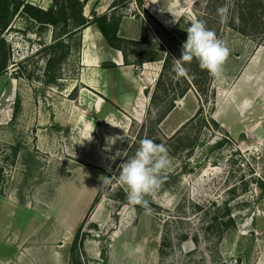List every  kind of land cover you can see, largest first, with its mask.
<instances>
[{
  "label": "rangeland",
  "instance_id": "rangeland-1",
  "mask_svg": "<svg viewBox=\"0 0 264 264\" xmlns=\"http://www.w3.org/2000/svg\"><path fill=\"white\" fill-rule=\"evenodd\" d=\"M25 1L46 9V2L50 6L48 0ZM112 2L88 0L84 14L89 16L94 9L97 14L121 16L118 35L123 38L138 39L144 26L156 42L161 40L170 47L172 37L184 44L193 18H205L208 25V0H141L142 8L131 0L111 11ZM87 34L91 47L97 34ZM1 36L7 50L0 74V118L7 115L11 122L0 136V196L14 191L15 184L17 195L54 198L52 187L59 176L80 171L61 182L51 212L62 210L60 216L77 218L91 193L86 179L100 181L94 198L97 202L90 205L78 226L83 242L99 241V249L107 252L106 258L95 256V263L264 264V47L258 45V39L220 29L217 37L230 49L224 74L212 79L213 96L203 104L202 114L179 129L194 115L199 99L190 90L156 124V110L148 112V103L160 63L133 66L134 78L146 89L137 95L138 107L122 109L110 101L115 92L112 87H97L96 73L82 78L87 69L81 64L82 30L64 40L70 49L64 60H58L61 49L53 50L55 60L48 68L50 26L16 14ZM92 49L89 54L99 60L97 69L109 63L102 61V46ZM96 81V90L81 83ZM145 138L164 144L172 161L161 188L146 197L160 207L150 212L130 204L119 181V165L134 156ZM50 166L52 169H46ZM105 177L111 180L105 182ZM45 182H51V187L39 186ZM34 183L38 188H30ZM97 203L104 206L98 215L99 222L105 223L102 225L89 219ZM213 214L233 220L219 243L215 227L202 233L203 219ZM19 220L25 221L23 212ZM47 233L48 225L38 237ZM181 233L196 234L198 246L190 239L181 240ZM165 234L171 245L161 259L158 251ZM78 256L81 264H89L83 243Z\"/></svg>",
  "mask_w": 264,
  "mask_h": 264
},
{
  "label": "trees",
  "instance_id": "trees-1",
  "mask_svg": "<svg viewBox=\"0 0 264 264\" xmlns=\"http://www.w3.org/2000/svg\"><path fill=\"white\" fill-rule=\"evenodd\" d=\"M88 0H51V4L47 9H42L25 0H0V36L9 26V20L16 14L26 15L35 23L45 27L52 28V43L49 49L52 50V56L47 61V68L51 66L55 60V52L57 48L61 49L58 60H64L69 52L67 43L64 42L70 35L77 33L84 28L94 25L102 35L107 46L113 50L119 51L122 55L123 65H132L140 67L145 63L158 62L160 70L153 89L150 91L148 112L152 109L156 110V124H160L166 116L175 108L176 102L186 96L193 90L199 99V107L194 115L186 121L179 129L186 127L198 116L202 114L203 104L209 102L213 96L211 83L213 77L206 70L199 66V62L193 59L191 63L184 66L188 69V75L177 79L173 71V58L179 59L182 54L183 43L172 37V46L166 47V44L159 40L156 42L153 35L147 28L142 26L141 34L138 39L123 38L118 35V26L121 16H116L114 12L97 14L92 9L90 15L84 14V7ZM131 0H113L110 9L114 11L117 6L126 5ZM142 8L141 0H134ZM229 5L230 17L227 23H221L217 14V9ZM149 15L146 10H143ZM208 25L207 28L213 30L216 35L220 29L228 28L243 36L258 39V45L264 47V0H208ZM204 20L205 18H198ZM206 22V21H205ZM7 45L4 38L0 37V74L4 71V63L6 62ZM133 57V58H131ZM5 61V62H4ZM103 68H112L116 65L112 62L104 64ZM148 94V90L145 92ZM210 121L216 122L210 118ZM179 129L173 134L176 135ZM15 153L13 156H15ZM2 169L0 168V180ZM259 188H263L262 184ZM263 191V189H262ZM97 202L94 199L92 207ZM139 208V205H133ZM150 209L159 206L149 203ZM160 208V207H159ZM154 211V210H152ZM225 215H229V209L225 208ZM226 216H215L213 214L209 218L203 219L202 233L208 234V231L215 227V239L219 243L226 229L233 226V220ZM169 221H165L167 224ZM81 226L75 232L69 250V264H81L78 256V250L83 243V237L80 234ZM181 240L190 239L195 246H198V236L194 234L192 237L187 234H180ZM169 236H162L159 245V257L162 259L166 255V248L171 245L167 244Z\"/></svg>",
  "mask_w": 264,
  "mask_h": 264
},
{
  "label": "crops",
  "instance_id": "crops-1",
  "mask_svg": "<svg viewBox=\"0 0 264 264\" xmlns=\"http://www.w3.org/2000/svg\"><path fill=\"white\" fill-rule=\"evenodd\" d=\"M51 4V0H48ZM46 6L49 5L46 2ZM42 9V6H40ZM19 15V14H18ZM95 33V42L93 46H89L86 36L87 33ZM51 34V32H50ZM82 42L83 49L81 54V64L85 66L81 76L85 75L93 76L96 73L99 76L98 86L110 88L112 87L115 92L110 97V101L116 106L122 109H133L138 107L137 95L142 93L146 86L142 85L136 78H134L136 69L132 65H123L122 55L119 51L109 48L106 42L103 40L102 35L94 25H90L82 30ZM102 46V52L104 55L102 58L104 62H112L116 67L97 69L98 62L94 60L92 55V47ZM86 47H88L86 49ZM101 62V61H100ZM158 64V63H156ZM132 66L133 68H130ZM92 67V68H91ZM160 69V65L158 66ZM158 69V70H159ZM158 73H156L155 78ZM103 82V83H102ZM83 85L96 90L97 81L94 84H87L81 82ZM96 83V84H95ZM123 89L122 91H118ZM98 91V90H97ZM137 99V100H136ZM19 108V99L14 102L13 112L17 113ZM11 119L7 115L0 118V136H4L5 132L9 130V123ZM56 153V149H52ZM49 154L51 152H48ZM46 169H52L48 167ZM77 172L73 171L71 175L64 174L57 179L52 187L55 190L53 197L43 198L40 195H26L16 193V185L12 187L14 191L6 196H0V248L5 251H0V264H69V249L75 234L76 229L83 220L86 212L92 204L100 181L98 179L90 178L88 184L91 190L89 194L88 202L85 208L81 210L79 216L75 219H69L62 214V210H57L54 214L51 212L52 202L57 196L60 189L61 182L69 181ZM43 183V182H41ZM51 187V182L39 185L41 188ZM38 188L36 183L30 186V188ZM35 190L32 191L34 194ZM52 193V191H51ZM103 204L97 203L92 211L89 219L90 223L102 225L104 222H99V214L103 213ZM23 212L25 221L20 222L19 217ZM48 225V233L38 237V235L44 230V227ZM115 243V239L112 242ZM111 243V245H113ZM100 242L96 240H84L83 251L88 259L89 264L95 263V256H101V249H99ZM110 246V245H109ZM104 257H107V252L104 253ZM102 263V262H101ZM97 264V262L95 263ZM103 264V263H102Z\"/></svg>",
  "mask_w": 264,
  "mask_h": 264
},
{
  "label": "clouds",
  "instance_id": "clouds-1",
  "mask_svg": "<svg viewBox=\"0 0 264 264\" xmlns=\"http://www.w3.org/2000/svg\"><path fill=\"white\" fill-rule=\"evenodd\" d=\"M217 14L221 23H227L230 17L229 5L219 7ZM186 32L187 39L182 45L181 57L173 58V71L177 79L188 75V69L184 65L191 63L193 59H196L200 68L206 70L211 77H222L230 56L226 42L207 28L204 20L193 18ZM171 164L169 151L164 144L155 143L148 138L141 140L134 156L119 165V181L125 186L128 202L150 212L146 197L154 195L161 188L165 173ZM110 180L111 178L105 177V182Z\"/></svg>",
  "mask_w": 264,
  "mask_h": 264
},
{
  "label": "built area",
  "instance_id": "built-area-1",
  "mask_svg": "<svg viewBox=\"0 0 264 264\" xmlns=\"http://www.w3.org/2000/svg\"><path fill=\"white\" fill-rule=\"evenodd\" d=\"M95 237L98 239L100 237V232L96 233Z\"/></svg>",
  "mask_w": 264,
  "mask_h": 264
},
{
  "label": "water",
  "instance_id": "water-1",
  "mask_svg": "<svg viewBox=\"0 0 264 264\" xmlns=\"http://www.w3.org/2000/svg\"><path fill=\"white\" fill-rule=\"evenodd\" d=\"M104 253H105V251H101V258H103L104 257Z\"/></svg>",
  "mask_w": 264,
  "mask_h": 264
}]
</instances>
